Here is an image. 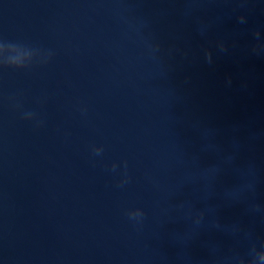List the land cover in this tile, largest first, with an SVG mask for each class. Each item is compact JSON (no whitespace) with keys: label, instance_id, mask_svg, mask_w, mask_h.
<instances>
[{"label":"water","instance_id":"obj_1","mask_svg":"<svg viewBox=\"0 0 264 264\" xmlns=\"http://www.w3.org/2000/svg\"><path fill=\"white\" fill-rule=\"evenodd\" d=\"M0 264H264V0H0Z\"/></svg>","mask_w":264,"mask_h":264}]
</instances>
